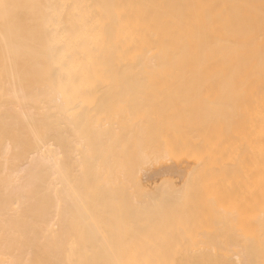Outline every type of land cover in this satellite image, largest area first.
<instances>
[{
	"label": "bare ground",
	"instance_id": "obj_1",
	"mask_svg": "<svg viewBox=\"0 0 264 264\" xmlns=\"http://www.w3.org/2000/svg\"><path fill=\"white\" fill-rule=\"evenodd\" d=\"M0 264H264V0H0Z\"/></svg>",
	"mask_w": 264,
	"mask_h": 264
}]
</instances>
